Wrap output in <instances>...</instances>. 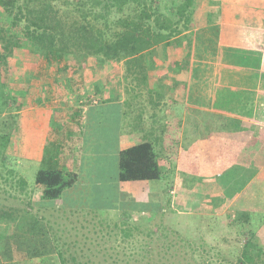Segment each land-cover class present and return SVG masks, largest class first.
Returning a JSON list of instances; mask_svg holds the SVG:
<instances>
[{"label":"crops","instance_id":"1","mask_svg":"<svg viewBox=\"0 0 264 264\" xmlns=\"http://www.w3.org/2000/svg\"><path fill=\"white\" fill-rule=\"evenodd\" d=\"M208 9L213 13L194 31L190 47L181 44L156 50L146 80L149 90L157 89L153 99L148 98L144 85L124 86L122 75L70 76L52 83L38 104L15 112L13 139L19 182L15 187L20 191L27 188L26 164L36 167V174L59 171L64 177H77L58 200L63 207L66 197H80L89 189L85 185L88 170L100 180L106 177L103 162L111 156L120 191L155 194L159 184L150 183L158 181H117L120 152L151 141L166 177L172 166L176 172L184 164L195 167L191 160L187 163L185 149L195 143L205 151L213 142V127H217L227 135L217 147L226 151L224 157H232L227 164L230 180L237 172L235 191L231 187L233 201L240 197L264 168V108L258 107L259 95L264 94V0H210ZM132 81L126 79L127 84ZM102 106L113 109L105 131L109 136L94 140L90 125L94 131L96 125L89 121L95 115L91 112ZM197 119L208 132L202 140L192 130ZM174 141L182 144L176 147ZM197 155L198 162L199 157L205 160L207 156ZM126 184L133 186L125 189ZM251 209L264 213V203Z\"/></svg>","mask_w":264,"mask_h":264},{"label":"trees","instance_id":"2","mask_svg":"<svg viewBox=\"0 0 264 264\" xmlns=\"http://www.w3.org/2000/svg\"><path fill=\"white\" fill-rule=\"evenodd\" d=\"M209 2L210 0H0L2 152L6 151L14 133L10 123L7 124L15 118L13 112L26 110L31 104H38L42 100L38 99L39 95L36 97L32 89L46 80V69L56 65L60 66L57 68L59 71L72 73L78 70L81 63L93 58L103 66L122 63L125 67L124 77L134 80L135 76L145 74L142 76L147 79L146 69H153L154 55L159 47H163V50L174 45H192L194 31L206 24L204 20L213 13L208 9ZM258 107L264 108V94L259 95ZM159 161L151 141H142L129 147L120 152L117 181H160L164 176ZM76 179L77 177H64L59 171H38L35 185L42 188L41 202L55 204L64 198V191L72 187ZM64 200L68 202L70 198L66 197ZM263 203L264 168L240 197L230 204V209L235 212L233 222L240 226H250L255 214H259L264 220L263 212L251 209ZM141 205L145 210L136 206L131 209L136 212L149 211V207L146 208L148 203ZM123 206L120 208L123 209ZM18 215V209H0L2 222L14 221ZM137 231L142 233L138 228ZM130 234L127 233L126 237H130ZM146 234L144 233L145 242L136 253L132 251L133 244L125 242L126 237L123 235H115V241L110 239L111 242L108 243L101 241L104 244L102 247L97 238H89L84 242L83 238L80 241L74 237L77 239L66 242L53 235L54 255L49 259L31 255L30 258L20 259L16 264H193L185 256H181V253L183 255V251L193 250L195 245H176L175 241L171 243L170 239H166L167 236H160L156 231ZM249 234L241 247L237 264H264V247L253 240L254 234ZM146 237L152 238L150 244L146 243ZM69 243L73 250L67 247ZM128 248L131 252L126 254ZM203 250L205 249L201 251ZM202 264L212 263L204 259Z\"/></svg>","mask_w":264,"mask_h":264},{"label":"rangeland","instance_id":"3","mask_svg":"<svg viewBox=\"0 0 264 264\" xmlns=\"http://www.w3.org/2000/svg\"><path fill=\"white\" fill-rule=\"evenodd\" d=\"M176 67L182 68L183 65ZM57 68L60 66L54 65L46 69L44 72L46 80L40 85H35L32 89L34 94L39 95L38 99L45 97L48 92L47 86L52 89V83L54 81L62 82L60 80L63 77L125 75V67L122 63L103 66L93 58H88L84 63H81L78 70L76 69L72 73L64 72L61 69L59 71ZM146 71L147 74L151 72L150 68ZM147 74L146 76H148ZM142 75L145 74L135 76V81H132L131 84L130 82L127 84L126 79L129 80V77H125L123 85L127 87L131 85L143 87L142 85H144L147 87V79ZM156 92L157 89L149 90L147 87L146 93L149 99H153V94ZM111 110L113 109L102 106L91 112L95 115L94 119L89 121L96 125V131L93 130V125H90L92 127L91 138L94 140L100 135L109 136V131H105L110 126L109 112ZM1 118L3 117H0V132H3L1 125L3 119ZM14 120L15 118L7 122L13 129ZM204 127L205 124L200 119H197L192 126V130L198 133L201 140L208 133ZM213 128L215 129L213 142L209 144L208 148H205V151L201 145H194L195 143L185 149L188 157L187 163L191 160L196 168L199 165L197 174L193 175L195 167H190L191 163L180 166L177 172L172 166V170L166 174V177L158 182L150 183L152 185L159 184V189L155 194L148 195L150 192L146 194L147 191L139 194L132 189L127 191L121 189L120 191L119 185H116L117 168L113 158L109 156L103 162V166L106 168V175H104L106 177L100 180L93 177L95 174L91 175L88 170V179L84 184L89 189L82 192L80 197L70 198L63 207L59 201L55 203L56 205L41 202L42 188L36 186L34 180L37 170H33L36 167H31L30 164H26L24 169L27 188L20 191L19 187H15L16 184L19 185V182L15 172L17 161L14 155L12 135L6 151L3 153L0 149V209H18L20 215L11 222L0 221V264H16L20 259L30 258L31 255L49 259L54 255L53 235L66 242L74 240V237L79 238L80 241L83 238L84 242H87L89 238H97L102 247L104 245L102 242L115 241L117 237L122 235L126 237L127 233H131L130 237H126L124 240L133 244L132 251L136 253L140 245L145 242L144 233L148 235V233L156 231L160 236H167L166 239H170L171 243L175 241L176 245L204 246L195 247L191 251L190 249L183 251V255L181 253V256H185V259L193 264H202L204 259L210 260L212 264H237L241 247L249 237V232L254 234L253 240L264 247V220L259 215L252 217L250 226H240L233 222L235 212L230 209V204L235 196L234 186L237 184V172L234 174L235 179L230 180L227 164L232 161V157H224L226 151L217 147L227 135L221 134L219 128ZM171 137L175 136L171 135ZM179 142L174 141L173 143L177 147ZM197 153L207 155L205 160L199 157L198 162ZM217 154L218 156H216ZM123 186L125 189H130L133 184ZM141 204L146 205V208L149 207V211L136 212L131 209L136 206V208L142 207L141 209L145 210ZM122 205H124V210L120 208ZM42 206H53L54 208ZM44 218L46 221H43ZM48 220L50 222H47ZM137 228L142 233H139ZM42 229L43 231H41ZM115 235L118 236L115 237ZM151 241V237H146V243L150 244ZM121 246L124 247V245ZM67 247L73 250L71 243ZM202 249L205 250L201 251ZM130 252L129 248L125 251L126 254Z\"/></svg>","mask_w":264,"mask_h":264}]
</instances>
